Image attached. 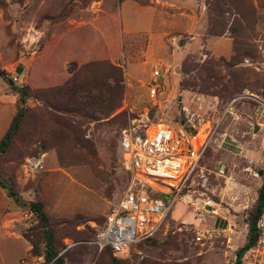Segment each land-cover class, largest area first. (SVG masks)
Returning <instances> with one entry per match:
<instances>
[{
    "label": "rangeland",
    "instance_id": "rangeland-1",
    "mask_svg": "<svg viewBox=\"0 0 264 264\" xmlns=\"http://www.w3.org/2000/svg\"><path fill=\"white\" fill-rule=\"evenodd\" d=\"M166 2L0 0V140L28 90L27 113L0 155V177L24 203L0 188V264H47L32 202L43 206L62 264L236 263L257 176L235 156L258 149L251 124L264 131V0ZM227 110L160 231L119 260L95 246L129 185L121 131L216 122ZM255 260L245 253L240 262L264 264V254Z\"/></svg>",
    "mask_w": 264,
    "mask_h": 264
},
{
    "label": "built area",
    "instance_id": "built-area-1",
    "mask_svg": "<svg viewBox=\"0 0 264 264\" xmlns=\"http://www.w3.org/2000/svg\"><path fill=\"white\" fill-rule=\"evenodd\" d=\"M160 77L158 71L150 76L152 96L159 89ZM227 112L216 122L200 121L196 125L189 121L172 127L164 123L147 126L142 121L137 127L121 131L122 164L129 174V185L118 204L106 215L95 236V246L100 250L109 248L112 256L119 260L125 258L133 246L151 240L160 231L200 168ZM218 175L222 176L223 171L219 170ZM258 228L256 245L246 252L254 260L264 254V212L259 217ZM200 239L197 237L198 241ZM69 247L67 244L66 249Z\"/></svg>",
    "mask_w": 264,
    "mask_h": 264
},
{
    "label": "trees",
    "instance_id": "trees-1",
    "mask_svg": "<svg viewBox=\"0 0 264 264\" xmlns=\"http://www.w3.org/2000/svg\"><path fill=\"white\" fill-rule=\"evenodd\" d=\"M60 92L63 94L64 89H60ZM19 93L20 100L19 103H17V112L12 118L9 128L0 140V155L5 154L7 152L10 144L13 142L17 134L18 128L23 118L27 113L26 107L24 105L28 98V90L24 88L22 90H19ZM0 188L6 191L7 197L11 199V201H14L15 204H24L20 202L18 196L15 194L7 180L2 179V177H0ZM256 194L257 198L255 200V204L248 215L247 241L244 246L237 250L235 264H240V260L243 255L256 245L259 232L258 221L261 213L264 211V180L259 189L256 191ZM26 207H28L29 210L35 215L38 223V228L42 232V238L45 246L44 260L47 264H62L63 257L58 256V250H56L54 247V231L50 225L47 215L43 210L42 204L40 202H32L30 204L27 203ZM24 237L32 247L31 252L37 253L38 243L33 240H30L27 236ZM104 250H109V252L111 253L109 248H105Z\"/></svg>",
    "mask_w": 264,
    "mask_h": 264
},
{
    "label": "crops",
    "instance_id": "crops-1",
    "mask_svg": "<svg viewBox=\"0 0 264 264\" xmlns=\"http://www.w3.org/2000/svg\"><path fill=\"white\" fill-rule=\"evenodd\" d=\"M172 1H173L172 3H168V2H166V3L169 6H174V0H172ZM192 1H194V0H175V3L178 5H185V4L187 5V3H192ZM127 4H129V3H127ZM145 13L149 14V12H147V11ZM192 17L196 18L195 16H192ZM139 18H140V15H139ZM251 125H252L253 132H254V127L256 125H253V124H251ZM257 127H258V132H257V135H255V136L257 137L256 139H258V141H257V145L259 146L258 149L252 150V151H247V152H245V150H242L241 152L236 154L237 156H235L236 158H239L242 162H245L247 164V166H249V169H251L253 166L254 171L252 170V172L254 175L257 176L256 188H255L256 191L259 189V187L261 186V184L264 180V131H262V129L259 128V126H257ZM223 136H224L223 134L222 135L220 134V137H223ZM222 144H223V142H220L221 146H222ZM223 167H225V166H223ZM245 171H246V169H245ZM225 179H226V181L224 184L226 185L229 179L227 177H225ZM256 198H257V194H256ZM263 231H264V229H263Z\"/></svg>",
    "mask_w": 264,
    "mask_h": 264
},
{
    "label": "water",
    "instance_id": "water-1",
    "mask_svg": "<svg viewBox=\"0 0 264 264\" xmlns=\"http://www.w3.org/2000/svg\"><path fill=\"white\" fill-rule=\"evenodd\" d=\"M21 72H22V68H21V67L17 68L16 73H17V74H20ZM257 132H258V127L255 126V127H254V133H257Z\"/></svg>",
    "mask_w": 264,
    "mask_h": 264
}]
</instances>
